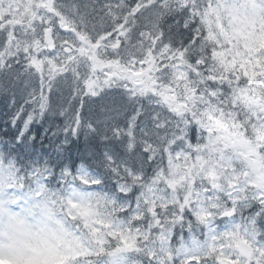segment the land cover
I'll use <instances>...</instances> for the list:
<instances>
[{
    "label": "snow or ice",
    "instance_id": "6c2138e0",
    "mask_svg": "<svg viewBox=\"0 0 264 264\" xmlns=\"http://www.w3.org/2000/svg\"><path fill=\"white\" fill-rule=\"evenodd\" d=\"M257 2L264 7V0ZM210 5L223 19L227 10L241 6V2L53 0L51 10L38 13V30L37 25H33L34 39L41 50L37 51L31 46L17 47V42L21 40L19 30L8 27L0 29V71L23 63L27 69L25 75L39 79L41 87L38 92H33V103L38 108L34 109L29 119L42 114L47 102L46 93L50 95L53 87L69 76L78 98L99 96L105 89L113 87L123 88L132 99L151 98L176 122L174 135L170 131L165 135L164 143L167 144L168 135H172V153L182 150L192 154L191 148L204 143L206 137L201 125L196 122L200 112L197 111L194 117L187 113L182 118L177 117L170 111L160 92L162 85L175 88L170 75L178 68L183 70L186 65L191 66L196 73L208 72L212 68L213 52L221 49L208 40L209 32L204 20ZM169 18L175 23L168 26L166 33L164 25ZM173 28L177 30L175 34ZM212 31L216 30L213 28ZM45 32L50 33L51 47L44 37ZM216 37L223 48L228 49L218 32ZM82 49L87 55L80 54ZM93 56L99 64L90 59ZM150 63L154 71L148 73V77L156 81L155 85L148 77L134 75L147 69ZM54 65L63 71L54 72ZM233 80L234 77L229 74V81ZM243 83L246 80L238 81L236 85ZM218 87L222 94L232 93L229 83L219 84ZM211 90L215 91L216 88L212 87ZM183 121H187V124ZM255 122L251 120V123ZM73 123L77 125L80 121L75 119ZM169 123H161L157 117L155 128L158 132L161 129L168 132ZM198 131L201 133L199 141ZM113 134L118 139L126 135L129 140L127 147L135 150L136 137L132 124H129V130L115 129ZM151 144V141L143 142L142 150L148 154V163L154 165L156 157L147 147ZM160 159L167 164L163 149ZM5 169L15 172V183L2 194L11 192L8 205L19 208L20 212L10 216L7 224L0 216V261L3 264H23L41 244L56 245L50 233L60 234L62 230L66 237L79 243L82 251L90 253L68 260L67 264H220L217 259L220 252L214 250L219 245L214 243L209 247L212 237L222 236L213 227L219 226L218 221L225 223L228 232H239L249 239L253 247L251 260L241 258L231 250H226L224 255L237 260L239 264H264V192L250 186L252 176L240 180L235 187H228L226 181L217 188L204 185L196 190L186 205L181 199L179 204L153 210L151 203L145 202L142 195V185L147 182L148 176L127 166L117 165L114 161H110L109 170L116 185V194L100 190L101 180L73 175L70 170H63L58 177L60 186L51 189L48 184L55 177V172L49 167L22 170L7 157L0 158V170ZM137 178L141 183H135ZM134 190V202L120 199L130 197ZM65 201L86 207L103 205L104 211L99 213L98 219L109 223L108 231L123 232L127 229L130 235L135 234V248L131 252L118 251L107 231L100 229L108 241L101 253L91 230L85 228L81 220L70 219L64 211L69 208ZM202 209L209 212V219L203 222L200 219ZM246 212L249 214L245 215ZM28 216L37 220L35 226L26 223ZM92 227L98 225L93 224Z\"/></svg>",
    "mask_w": 264,
    "mask_h": 264
},
{
    "label": "trees",
    "instance_id": "16d2710c",
    "mask_svg": "<svg viewBox=\"0 0 264 264\" xmlns=\"http://www.w3.org/2000/svg\"><path fill=\"white\" fill-rule=\"evenodd\" d=\"M240 2L241 6L227 10L223 19L211 5L207 10L204 23L209 32L208 40L221 49L213 52L212 68L208 72L200 73H196L194 68L187 65L183 70L178 68L170 75L175 88L166 85H162V88L170 91V101L167 105L169 108L178 109L177 114L175 113L177 117L185 113L194 117L199 111L200 116L196 119H202L207 124V119L211 115L230 114L233 120L247 124L245 128L249 136H257L262 140L264 147V55H257L264 53V7H261L257 0ZM34 4L38 7L37 0H0V29L8 27L19 30L21 40L17 42V47H41L34 39L33 29V25L36 24L38 30L40 20L38 13L41 10L32 7ZM252 4L256 8L254 17L249 14ZM233 11L241 16L235 15L231 22L226 21L225 26L224 20ZM6 17L10 19H5ZM236 20L245 25L241 32L235 30L233 23ZM174 23L172 18L166 21L164 25L166 33L168 26ZM213 28L215 32L212 31ZM176 31L175 28L172 29L173 34ZM179 31L183 35V30ZM217 32L223 43L229 46L228 49H224L223 44L217 40ZM9 39H12L11 31ZM56 70H59L58 73L63 71L62 68ZM143 71L147 74L153 72L154 66L150 63ZM26 72L23 63L13 64L10 70L0 71V158L7 157L22 170L51 168L55 172V177L49 182V188H58L60 173L63 170H70L73 175L101 180L100 190L116 194V185L109 170L110 161L148 176L147 182L142 185V195L145 202L151 203L153 210L179 204L181 199L186 205L188 201L185 200H189L197 189L211 185L209 175L205 173L208 170H201L196 164L201 161V153L198 156L193 150L192 154L182 150L175 153L170 151L174 143L172 135L175 133V119L151 98L132 99L121 87L107 88L99 96L78 98L73 92L74 82L69 76L67 80H62L54 86L50 95L46 93L47 102L42 114L29 119L34 109L38 108V105L33 103V92H38L41 85L38 78H29L25 75ZM180 73L185 77L181 78ZM229 74L234 77L233 81H229ZM245 80L246 83L236 85V82ZM152 81L156 83L155 80ZM222 83L230 84L232 87L230 95L220 92L218 85ZM212 87L216 90L212 91ZM195 91L200 94L197 95ZM247 92L253 97L250 104L244 102L247 100L244 98ZM192 94H196L194 98L191 97ZM254 101L258 102V106H254L252 103ZM157 117L161 123L170 122L168 132L164 129L157 131L155 128ZM75 119H79L80 123L74 125ZM253 119L256 121L254 124L251 123ZM183 123L186 125L187 121ZM129 124L134 126L136 137L134 151L127 147L129 140L126 135L118 139L113 134L115 129L129 130ZM258 129L260 131L257 134ZM170 131L172 135H168V143L165 144V135ZM145 141L152 142L147 147L156 157L154 165L148 163V154L142 150ZM205 143L204 139V143L197 145ZM161 149L167 156L166 165L160 159ZM175 165L177 173L172 176L170 174L173 172L171 173L170 169ZM14 177V171L0 170V216L4 224L8 223L10 216L20 212L19 208L8 205L11 192L8 195L2 194L15 183ZM173 179L177 180L179 188L171 190L167 183ZM190 179L193 180L191 184ZM135 183L141 182L137 178ZM135 195L134 190L130 197L120 199H131L134 202ZM64 203L69 205L70 211L69 208L64 209L69 218L81 220L84 227L90 229L93 237L97 238L94 242L100 246L101 253L108 241L104 239L100 229L107 231L112 242L117 245L118 251L131 252L135 248V234L130 235L127 229L123 232L108 231L109 223L98 219L99 213L104 211L103 205L86 207L72 201ZM25 219L29 225L35 226L37 223L31 216ZM200 219L202 222L209 219L207 209H202ZM93 224L98 227L93 228ZM218 224V227L216 225L213 227L219 231L226 228L223 221H218ZM50 235L56 240V245L41 244L32 251L23 264H44L43 261H49L50 264H67L68 260L90 254L86 250L82 251L77 241L66 237L63 230L60 234L51 232ZM232 235L241 234L227 231L226 242L234 248L235 243L230 238ZM201 239L204 237L201 236ZM123 240L126 244H123Z\"/></svg>",
    "mask_w": 264,
    "mask_h": 264
},
{
    "label": "flooded vegetation",
    "instance_id": "af4514ba",
    "mask_svg": "<svg viewBox=\"0 0 264 264\" xmlns=\"http://www.w3.org/2000/svg\"><path fill=\"white\" fill-rule=\"evenodd\" d=\"M155 84L156 83H154V85ZM152 90L154 91L155 89L153 88ZM163 91L164 88H162L160 92L162 97L164 96ZM191 97L193 98L194 95L192 94ZM165 103L168 104V100ZM176 110L178 111V109ZM225 119L226 117L223 115H211L209 119H207V124L203 122L202 119H196V122L199 124L201 123L202 129L206 133V137L204 138L206 143L201 146H193L191 149L195 154H198V156L201 153V161L196 163L197 166L201 170L207 169L208 171L205 173L209 175L212 174V170L214 169L223 174L222 181H224L226 177L228 187H235L240 180L252 176L253 179L250 186L264 192V151H262L264 147L262 145V140L255 135L249 136L248 130L245 128L247 124L239 123L231 117L226 123H233L235 129H233V127L228 129L225 128V126L223 128L224 124L221 127L220 124L215 123L216 121L220 123L221 121H225ZM259 131V129L256 131L257 134ZM197 135L199 141L201 139V133L198 131ZM237 145H239L240 148H235ZM245 147L247 148L246 150L244 149ZM221 158L224 160H220ZM203 159L206 161H202ZM217 161H219L218 164H216ZM213 187L216 188L217 186L214 185ZM230 238L234 241L235 245L240 241L245 242L253 251L252 244L245 237L241 235H232ZM252 258L253 257H251V259Z\"/></svg>",
    "mask_w": 264,
    "mask_h": 264
},
{
    "label": "rangeland",
    "instance_id": "374dc122",
    "mask_svg": "<svg viewBox=\"0 0 264 264\" xmlns=\"http://www.w3.org/2000/svg\"><path fill=\"white\" fill-rule=\"evenodd\" d=\"M37 3H38V7H37V5L36 4H34L32 7H34V8H39L40 10H51V5H52V3H53V0H37ZM254 10H256V8H254V4H252L251 6H250V12H249V14L251 15V16H253L254 17ZM232 14H230L229 13V15L227 16V18L224 20V22H231L232 21V19L233 18H235V15H237V16H241V15H239L238 13H236L235 11H233V12H231ZM244 14H247V13H244ZM233 25L235 26V30L236 31H238V32H241L244 28H245V25H242V24H240L239 23V21L238 20H236L234 23H233ZM44 37H45V39L47 40V42H48V46L49 47H51V39H50V33H48V32H45L44 33ZM34 49H36L37 51H39V50H41V47H34ZM82 56H84V55H87V52L86 51H83V50H81V53H80ZM90 59H92L93 61H94V63H97V64H99V62H97V60H96V58L93 56V57H90ZM152 64V63H151ZM153 65V64H152ZM54 72H57V71H59V70H56V68L54 67L53 69H52ZM58 73V72H57ZM181 75H180V77L181 78H184L185 77V75H183V73H180ZM152 81V80H151ZM154 82V81H153ZM194 85H195V83H194ZM164 96H166V97H168V98H170V94H169V90L167 89V88H164ZM189 92H191V91H189ZM192 93V92H191ZM195 93L197 94V95H199L200 94V92L199 93H197V91H195ZM196 94H193L194 96L196 95ZM188 96H189V94H187ZM180 96V95H179ZM181 97V96H180ZM194 98V97H193ZM244 98H247V100H244V102L245 103H248V104H250L251 103V101H252V98L253 97H251V94L249 93V92H247L246 94H245V96H244ZM252 103H254V106H258L257 105V103L258 102H252ZM172 108V107H171ZM171 108H169L170 110H172ZM176 108V107H175ZM224 117H226V119H225V121H221L220 123L219 122H215L216 124H220L221 125V127H222V125H223V128H224V126H225V128H228V129H231V127H233V129H235L234 128V124L233 123H231V122H228V123H226V121L231 117V115L230 114H224L223 115ZM201 124V123H200ZM249 144V143H248ZM208 146V145H207ZM235 148H240V146L239 145H237V146H235ZM245 150L247 149L246 147L244 148ZM222 157V156H221ZM220 160H224L223 158H221ZM202 161H206L205 159H203ZM218 162L219 161H217L216 162V164H218ZM171 167V166H170ZM172 169H170V172L172 173L173 172V174H170V175H172V176H174L176 173H177V168H176V165L175 166H172L171 167ZM264 170V169H263ZM264 172V171H263ZM209 175V174H208ZM209 179H210V184L212 185V187L214 186V185H216L217 187H219L220 186V184H221V182H225L226 181V177H225V179H224V181H222V179H223V174H221V173H219L217 170H212V174L211 175H209ZM263 179H264V175H263ZM193 180L192 179H190V184H191V182H192ZM263 182H264V180H263ZM167 184H169V188L171 189V190H174L175 188H177L178 186H179V183H177V180H175V179H173V180H171V181H169ZM216 187V188H217ZM179 188V187H178ZM214 188V187H213ZM190 188H188V190H189ZM186 198V197H185ZM185 201H188V200H185ZM1 213V212H0ZM217 231H219L218 229H216ZM219 232H221L222 233V236H220V237H212V240L209 242V247L211 248V245L212 244H218L219 245V247L217 248V249H214V250H216V251H219L220 252V255L217 257V259H221V260H223L225 263H227V264H239V262L237 261V260H234V259H231V258H229V256H226V255H224V252L226 251V250H231L232 252H235L236 250H235V247H236V245H235V247L234 248H231L230 247V245H229V243L228 242H226V239H227V233H226V228L224 227V229H222V231H219ZM244 237V236H243ZM246 238V237H245ZM247 239V238H246ZM220 240H222L223 241V243L222 244H220L219 243V241ZM247 240H249V239H247ZM251 243V242H250ZM123 244H126V241H124L123 240ZM0 262H2V261H0ZM39 262V261H38ZM3 263V262H2ZM43 263L44 264H50L49 263V261H43Z\"/></svg>",
    "mask_w": 264,
    "mask_h": 264
},
{
    "label": "water",
    "instance_id": "95a60500",
    "mask_svg": "<svg viewBox=\"0 0 264 264\" xmlns=\"http://www.w3.org/2000/svg\"><path fill=\"white\" fill-rule=\"evenodd\" d=\"M134 75H136L138 77L139 76H144V77L146 76V74H143V73H141V74H134ZM152 85H154V83H152ZM168 99H169L168 97H166V96L164 97V101L165 102ZM172 111L175 112V113L177 112V110L175 108ZM236 251H237V253H238V255L240 257L245 258L246 260H250L251 257H252V252H253L252 251V248L250 246H248L245 242H242V241L238 242L237 247H236ZM220 264H226V263L220 261Z\"/></svg>",
    "mask_w": 264,
    "mask_h": 264
}]
</instances>
